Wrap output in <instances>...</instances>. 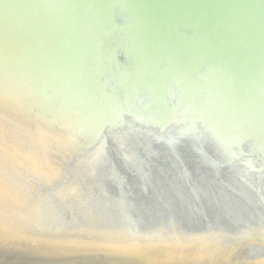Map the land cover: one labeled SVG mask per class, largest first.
Listing matches in <instances>:
<instances>
[{"label": "water", "instance_id": "water-1", "mask_svg": "<svg viewBox=\"0 0 264 264\" xmlns=\"http://www.w3.org/2000/svg\"><path fill=\"white\" fill-rule=\"evenodd\" d=\"M0 264H264V0H0Z\"/></svg>", "mask_w": 264, "mask_h": 264}, {"label": "bare ground", "instance_id": "bare-ground-1", "mask_svg": "<svg viewBox=\"0 0 264 264\" xmlns=\"http://www.w3.org/2000/svg\"><path fill=\"white\" fill-rule=\"evenodd\" d=\"M0 200H4V196L1 194Z\"/></svg>", "mask_w": 264, "mask_h": 264}]
</instances>
